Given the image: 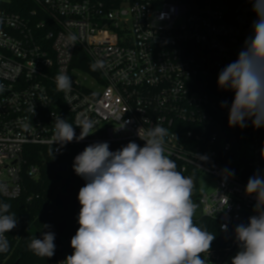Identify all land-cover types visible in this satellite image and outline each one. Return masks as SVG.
Returning <instances> with one entry per match:
<instances>
[{
  "label": "built area",
  "instance_id": "obj_1",
  "mask_svg": "<svg viewBox=\"0 0 264 264\" xmlns=\"http://www.w3.org/2000/svg\"><path fill=\"white\" fill-rule=\"evenodd\" d=\"M26 1L19 12L0 6V195L18 199L24 175L40 177L25 158L29 147L74 160L97 142L110 151L129 142L143 147L138 132L160 125L168 130L165 155L193 180L202 219L234 235L202 256L206 264H226L239 247L236 226L257 214L247 182L264 176V127L250 120L230 127L235 93L217 84L253 34L250 0ZM78 52L96 65L95 75L74 67ZM62 72L72 80L68 92L57 88ZM59 117L74 127L78 117L90 118L93 133L55 143ZM80 131L75 127L76 136ZM205 176L215 179L213 192L201 190ZM54 243L51 264H66L71 253L56 237Z\"/></svg>",
  "mask_w": 264,
  "mask_h": 264
},
{
  "label": "clouds",
  "instance_id": "obj_2",
  "mask_svg": "<svg viewBox=\"0 0 264 264\" xmlns=\"http://www.w3.org/2000/svg\"><path fill=\"white\" fill-rule=\"evenodd\" d=\"M250 2L256 14L253 34L245 39L238 58L220 71L217 84L235 93L229 126L244 128L250 120L258 129L264 127V0ZM56 84L58 90L68 92L72 80L62 72ZM221 106L226 107L227 101ZM75 127L81 129L79 136ZM75 127L56 118L54 142L65 145L83 140L93 133L94 121L78 117ZM167 134L166 128L155 125L146 136L138 132L145 141L143 147L129 142L110 151L108 142H97L74 158L73 169L86 183L77 197L79 228L71 239L74 252L66 257V264H206L202 254L209 253L216 237L194 223L193 180L177 171L175 161L165 155ZM245 191L255 194L257 214L249 217L247 225L236 226L241 250L231 264H264V176L250 177ZM10 208L0 203V253L9 249L5 234L17 226ZM221 227L227 229V225ZM54 240L55 233L45 231L28 247L36 256L50 258Z\"/></svg>",
  "mask_w": 264,
  "mask_h": 264
},
{
  "label": "trees",
  "instance_id": "obj_3",
  "mask_svg": "<svg viewBox=\"0 0 264 264\" xmlns=\"http://www.w3.org/2000/svg\"><path fill=\"white\" fill-rule=\"evenodd\" d=\"M26 0H11L9 4L0 2V6L8 10L19 12ZM32 5L29 3L28 5ZM74 67L95 75V70L88 58L78 52L74 61ZM25 158L28 165H36L40 168V177L31 179L26 174L23 177V194L15 200H8L0 195V203L11 205L10 213L16 214L17 226L6 233L9 241L7 252L0 253V264H51L52 257H39L29 250V243L35 237H40L42 232L52 231L57 240L64 245L71 255L74 249L71 247V239L76 234L78 214L81 205L78 201V193L86 183L85 179L78 176L74 169L72 157L52 154L42 147H29ZM68 163L66 173L49 171L48 164ZM202 229L215 234V239L210 249L224 248L235 240L232 233L223 231L220 224L213 220L202 219L194 222ZM50 225V228H44ZM203 256V254H202Z\"/></svg>",
  "mask_w": 264,
  "mask_h": 264
},
{
  "label": "water",
  "instance_id": "obj_4",
  "mask_svg": "<svg viewBox=\"0 0 264 264\" xmlns=\"http://www.w3.org/2000/svg\"><path fill=\"white\" fill-rule=\"evenodd\" d=\"M49 171L51 172H59V173H66L68 171V164H48L47 165ZM196 204L195 202H193ZM202 220V211L201 208L197 206L196 214L194 216V222H198ZM15 264H20V261L17 260Z\"/></svg>",
  "mask_w": 264,
  "mask_h": 264
},
{
  "label": "rangeland",
  "instance_id": "obj_5",
  "mask_svg": "<svg viewBox=\"0 0 264 264\" xmlns=\"http://www.w3.org/2000/svg\"><path fill=\"white\" fill-rule=\"evenodd\" d=\"M201 190L203 192H213L215 190V179L205 176L204 180L201 183ZM240 246L237 247L228 257L226 264H231L232 258L240 251Z\"/></svg>",
  "mask_w": 264,
  "mask_h": 264
}]
</instances>
